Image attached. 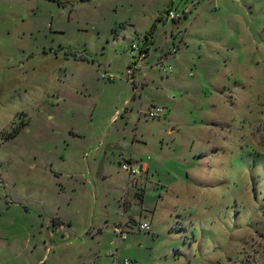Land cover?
<instances>
[{"label":"rangeland","instance_id":"374dc122","mask_svg":"<svg viewBox=\"0 0 264 264\" xmlns=\"http://www.w3.org/2000/svg\"><path fill=\"white\" fill-rule=\"evenodd\" d=\"M169 2L0 0V264H264V0L173 1L138 62Z\"/></svg>","mask_w":264,"mask_h":264},{"label":"crops","instance_id":"0c3cea01","mask_svg":"<svg viewBox=\"0 0 264 264\" xmlns=\"http://www.w3.org/2000/svg\"><path fill=\"white\" fill-rule=\"evenodd\" d=\"M173 1H176V0H170V2L168 3V7H171V6H173V13H175L174 14V18H170L169 16H168V14L166 13L165 15L163 14L162 15V19L163 20H165L166 19V21H170L169 23L171 24L172 23V30H170L169 31V37L170 38H174V37H176V33L174 32V30H173V27H175V28H178L181 24H182V22L184 21V22H186V21H188L190 18H192L193 17V12H192V9H195L196 8V6H198L199 5V1H197V3H198V5L196 4L195 6L193 5V7L192 8H190L189 9V11H187L186 9H182V8H180V10H179V13L178 14H176V12H175V9H177V8H175V3L173 2ZM209 1H211V0H209ZM183 11H185V13L183 12ZM158 18V17H157ZM156 18V19H157ZM196 18L193 20V22L191 23V25L189 26V28H190V30H192V26H194V24L196 23ZM161 24H163L164 25V23L162 22ZM156 33V32H155ZM177 33H179V32H177ZM186 33V32H185ZM165 41V40H164ZM154 44H155V34H154ZM154 44H153V46H154ZM166 44H168L167 43V40H166ZM152 46V47H153ZM173 46V45H172ZM151 47V48H152ZM151 48H150V50H151ZM170 51V49L168 50V52ZM160 54H161V56H164V55H166L167 54V50H160ZM148 57V56H147ZM152 108V107H151ZM116 147V148H115ZM127 148H128V146H127ZM110 149H112V148H110ZM121 149V147H117V146H114V148L112 149V150H114V151H119ZM122 155V154H121ZM120 155V156H121ZM126 162H129V163H131L132 164V166L133 167H135V168H137L140 172H143V173H145V178L146 179H148V174H149V166L148 165H144V164H139V163H137V162H135L132 158H131V156H129V157H125V158H123V162L122 163H126ZM121 162L119 163V165H120V167H121V164H122ZM136 164V165H135ZM124 171V170H123ZM125 172V171H124ZM141 174V173H140ZM140 174L139 175H136V176H129L128 175V173H127V183H129L130 184V188H134L135 190L133 191V194H132V198H136V199H138V200H140V203H142V201H143V193H142V191L140 192V188H139V186H140V180H139V177H140ZM128 200L127 199H124V201H123V209L124 210H126V208L127 207H129L128 206ZM130 208V207H129ZM125 213V212H124ZM144 219H147V216H145L144 217ZM121 224V223H120Z\"/></svg>","mask_w":264,"mask_h":264},{"label":"built area","instance_id":"2783aa9c","mask_svg":"<svg viewBox=\"0 0 264 264\" xmlns=\"http://www.w3.org/2000/svg\"><path fill=\"white\" fill-rule=\"evenodd\" d=\"M167 14L170 18H174V13L172 10L169 11ZM145 43H146V41L143 40L141 44L132 43L130 46V53L131 54L137 53L136 58H137L138 62H143L145 59H147L149 52H147V50L145 48ZM176 52L177 51H173V54H175ZM155 65L162 75H169L172 72V67L170 65H166V58L165 57H161L159 60H157ZM128 75H129L130 81H132L131 80L132 71L129 70ZM163 115H164V110H163V108H160V107H152L145 113V116L149 119H152V120L160 119ZM121 169L124 170L125 172H127L129 176H136L139 174V170L137 168L133 167L132 164L129 162L122 163ZM139 230L142 232H149L150 227H149V225L143 223V224L139 225ZM115 232L118 235V238H119L118 240L126 239L127 234L120 227L115 228ZM121 264H132V263L130 261H124Z\"/></svg>","mask_w":264,"mask_h":264},{"label":"trees","instance_id":"16d2710c","mask_svg":"<svg viewBox=\"0 0 264 264\" xmlns=\"http://www.w3.org/2000/svg\"><path fill=\"white\" fill-rule=\"evenodd\" d=\"M171 9H172V6L169 7V9L167 10L166 13H168L169 11H171ZM162 14H163V13H162ZM162 22H163V23H166V19L163 20V19H162V15H160V16H158V18L156 19V22H155V24L152 26L151 30L145 35V41H146V43H145V48H146L147 52H149L150 48H151V47L153 46V44H154V34H155L156 30H157V25H158V23H162Z\"/></svg>","mask_w":264,"mask_h":264}]
</instances>
